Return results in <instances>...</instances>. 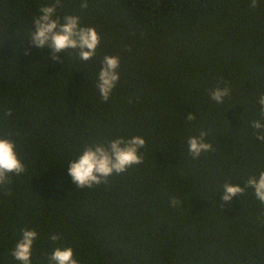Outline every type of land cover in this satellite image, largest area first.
Instances as JSON below:
<instances>
[{"label":"trees","instance_id":"16d2710c","mask_svg":"<svg viewBox=\"0 0 264 264\" xmlns=\"http://www.w3.org/2000/svg\"><path fill=\"white\" fill-rule=\"evenodd\" d=\"M51 2L0 0V137L25 166L0 188V264H19L11 251L24 228L38 233L31 264L56 246L79 264H264V205L251 188L230 202L220 192L264 170L251 127L264 93V0H62L56 15L100 37L89 61L73 50L52 60L28 41ZM105 55L119 57L108 101L96 88ZM217 86L230 89L223 103L209 96ZM201 130L213 150L193 159L187 140ZM132 136L145 140L142 163L77 188L67 168L86 144Z\"/></svg>","mask_w":264,"mask_h":264},{"label":"clouds","instance_id":"9594fccd","mask_svg":"<svg viewBox=\"0 0 264 264\" xmlns=\"http://www.w3.org/2000/svg\"><path fill=\"white\" fill-rule=\"evenodd\" d=\"M87 0H81L80 8H86ZM251 8L258 6V0H250ZM63 7L62 0H52L51 3L39 8V15L33 18V30L27 38L30 44L38 49L45 47L51 49L52 60H59V52L73 50L81 61L91 60L96 53L100 37L94 27L84 26L77 15H58L57 9ZM63 62V61H62ZM61 62V64H62ZM119 57L105 55L101 61L97 74L96 88L100 97L108 101L112 90L119 80ZM230 95V89L225 86L214 87L209 96L216 103H223L224 97ZM261 119L251 122V127L256 130V138L264 142V93L258 99ZM10 110H5L4 115H10ZM192 121L195 116L189 112L185 117ZM207 132L201 130L198 135L190 136L187 140L188 152L193 159H197L202 152L213 150L212 145L205 141ZM145 146L141 136L130 138L117 137L107 143L86 144L76 159L69 161L67 173L77 188L107 183V178L112 174L125 172L129 167L140 164L143 156L140 149ZM25 171V166L15 152L14 142L8 138L0 137V188L10 183L11 175H20ZM244 187L237 184L224 183L222 186L221 200L230 202L234 196L242 195L246 189L251 188L255 197L264 205V170L258 175L247 178ZM182 202L172 197L170 205L177 207ZM38 233L34 229H21V235L16 241L11 255L19 264H31L32 246ZM50 241L56 242L61 237L53 233ZM47 264H79L74 258L73 249L68 246H56L49 255H46Z\"/></svg>","mask_w":264,"mask_h":264}]
</instances>
